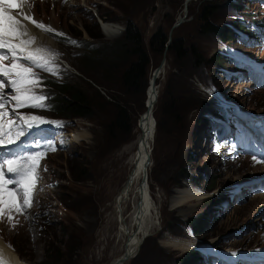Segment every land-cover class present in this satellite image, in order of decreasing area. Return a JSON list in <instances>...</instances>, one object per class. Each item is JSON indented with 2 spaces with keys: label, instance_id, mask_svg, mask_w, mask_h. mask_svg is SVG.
I'll return each instance as SVG.
<instances>
[{
  "label": "rangeland",
  "instance_id": "rangeland-1",
  "mask_svg": "<svg viewBox=\"0 0 264 264\" xmlns=\"http://www.w3.org/2000/svg\"><path fill=\"white\" fill-rule=\"evenodd\" d=\"M225 1L229 0H189L185 20L178 27H173V23L183 15L185 0H27L22 3L33 20L54 29V32H47L35 26V30L43 34L39 37V47L51 54L42 55L52 61L49 67L56 69L53 74L21 63L42 74L35 77L39 79V84L25 85L22 91H26L28 96L37 95L44 88L41 83L43 77L55 79L58 83L66 78L70 83H78L96 105L102 102L103 97L109 99L108 94L125 98L132 118L130 132L125 134L110 130L108 123L113 108L103 103L97 110L93 109L90 118H64L65 121L53 126L58 132H66L65 146L61 147L63 137L59 146L43 141L42 138H46L41 135L42 132L49 137L53 132H50L52 129H42L32 136L23 150L6 153V158L44 153L34 173L37 179L31 207L23 211L6 208L0 215V235L18 250L17 254L24 264H40L51 258L49 255L52 253L47 251L49 244L53 245L55 252L56 248L61 252L66 247L74 249L72 262L67 260L59 264H108L122 253L126 244V239L123 236L120 239L118 235L116 218L129 214L130 206L123 203L124 209L119 206L117 213L116 206L120 201L118 194L123 191L130 173V165L120 155L138 133L137 119L144 111L145 92L141 95L125 94L119 83L104 85L105 73L93 64L87 66L88 62L83 60L92 52L101 51L103 41L112 43L120 38L127 22H132L142 35L150 60L148 79L161 59L166 58V62L158 80L153 111L155 126L157 116H161L164 127H155L153 132L148 170L149 192L155 207L151 218L154 223L145 234L143 245L125 264H176L177 261L181 264L193 242H199V245L215 243L221 249L210 246L203 249L218 256H221V251L239 250L242 253L240 258L248 257L249 252L244 251L249 247L264 251V0H234L241 5L243 24L251 25L249 15L257 16L259 22L253 26L255 33L250 38L237 36L232 41L220 43L212 35L201 34L200 11L209 2L223 4ZM18 9L15 10L17 14ZM218 12L213 15L212 21L220 25ZM103 22L117 24L119 33H105ZM87 28L95 35H90ZM158 30L170 39L183 38L186 48L194 46L205 59L212 55V50L229 55L238 48L251 53L247 58L251 57L260 66L254 65L257 70L232 60L226 63L230 71L217 72L218 81L224 87L223 94L233 100L234 107L239 110L237 114L221 110L219 105L232 103L217 93L214 86L200 85L198 77L205 76L208 67L194 71L190 58L176 60L167 48L150 47V39ZM234 54L244 57L242 52ZM0 55L6 57L2 63L10 66L11 53L4 50L0 51ZM14 78L13 74L11 79ZM195 85L204 95H212L206 97L210 98L216 112L202 128L194 119L200 100L197 92H192ZM164 90L168 93L164 99L166 105L175 100L178 108L173 112L176 116L171 112H164L163 117L160 114L159 97ZM3 95L6 97L5 107L0 112L4 116L31 108L27 111L50 116L52 123L57 120L52 117L58 116L46 106L17 108V101L13 99L16 93L7 83ZM33 103L43 102L29 101V104ZM192 125L195 126L192 128ZM217 127H221L223 136L217 134L215 139L213 132ZM42 142L56 150L43 148L40 146ZM81 162L87 164L89 173L85 179L77 181L72 177L70 165ZM182 166L185 173L196 178L194 183L188 178L178 179ZM202 166L204 169H200ZM43 184L37 193L36 185L42 187ZM239 185L237 194L228 193V190L238 191L239 187H234ZM213 186L215 188L210 190ZM180 189L189 193L183 202L182 196L177 194ZM213 195L215 197L209 200L203 199ZM22 200L23 196H18L17 202ZM206 201L212 202V212L207 211ZM205 211L204 225L196 236L186 226L183 230L180 223H174V220L191 222ZM169 239L175 240L177 246L165 245ZM210 257L203 264H264V260L248 262L230 258L234 255L228 258Z\"/></svg>",
  "mask_w": 264,
  "mask_h": 264
},
{
  "label": "trees",
  "instance_id": "trees-1",
  "mask_svg": "<svg viewBox=\"0 0 264 264\" xmlns=\"http://www.w3.org/2000/svg\"><path fill=\"white\" fill-rule=\"evenodd\" d=\"M228 2H231L232 4L228 5ZM228 2L225 1L223 4H211L209 2L202 7L200 11L201 34L212 35L216 42L225 43L234 40L237 35L245 37L253 32L250 28H247L242 24V20L239 17L240 5H238V3L234 0H229ZM217 11H219L218 13L221 21L220 25L212 21V17ZM87 31L90 35H95L92 32L93 30H89L87 28ZM97 36L98 38H101V35ZM157 46L160 50L167 48V51L174 54L176 60H185L190 58L192 63L191 69L194 71L201 67H208V72L205 73V76L199 75V83L204 86H214L216 89H223V86L218 81L220 77L217 76V72L227 70L226 59H230L231 57H227L222 53L212 50V55H210L208 59H205V57H203L194 46L186 48L183 38L175 37L173 39H169L166 33L159 30L150 39V47L154 49ZM83 61L88 62L86 64L87 66L93 64L95 68L101 69L105 73L106 77L104 81L106 82L103 81L104 85L111 82L119 83L120 87L124 89L125 94L131 93L141 95L145 92L150 60L143 46L142 35L132 22H127L124 32L120 38L116 39L112 43L103 41L101 51L96 50L95 52H92L89 56H86ZM34 73H36V77L42 76V74L37 71H34ZM85 73H87V71ZM89 76H91V74H89ZM42 83L45 85L44 89L39 91L37 96L43 95L47 98L42 102L48 109L53 110V115L68 119H86L91 117L94 108L97 110V108L101 107L100 104L105 103L113 108L108 123L109 129L120 131L125 134L130 132L132 127V118L126 104L127 100L125 98H121V96L116 94H108L109 99L103 97L102 102L96 105L90 97L88 98L86 95L87 93L78 85V83H70L66 80V78L64 82L58 83L55 79L43 77ZM194 90L195 91L192 92H197L200 98L199 106L195 110L194 119L198 122L197 126L202 128L209 122L210 118L215 115V106L212 101L206 97L207 93L204 95L202 91L199 92L196 85ZM165 91L166 90H164L159 97L160 106L158 108L160 109V114L163 117L164 112L165 114H169L171 112V115L176 116L173 112L174 109L178 108L175 105V100H173L172 104L166 105L164 99L165 96L167 98L168 93ZM124 93L122 92L123 95ZM222 109L228 110L226 107H222ZM194 126L195 125H192V128ZM163 127L164 122L161 116H157L156 128L162 129ZM192 132L194 133L193 129ZM47 148H49V146ZM200 169H204V167L202 166ZM70 170L73 179L77 181L85 179L89 173V168H87V164L84 162L70 165ZM179 177L188 178L191 183L196 181L194 176L184 172V166H182L179 171L178 179ZM214 188L215 186H213L210 190H213ZM205 217V215H198L196 216L197 219H193L191 222L189 221L186 223L174 220V223L175 225L180 223L183 230L185 226L191 227L193 232L197 234L202 230L204 225L203 219ZM1 237L7 243L6 239L3 236ZM51 245L52 244H49L47 251L52 253L49 256H51L53 260L49 257L48 260H45L40 264H59V262L67 260L69 263L72 262L75 254L73 248L66 247V249L62 252L60 249L56 248L55 252L53 245L52 247ZM55 255H57V257ZM197 256L198 254L196 251H188L181 264H195ZM179 263V261L176 262V264Z\"/></svg>",
  "mask_w": 264,
  "mask_h": 264
},
{
  "label": "bare ground",
  "instance_id": "bare-ground-1",
  "mask_svg": "<svg viewBox=\"0 0 264 264\" xmlns=\"http://www.w3.org/2000/svg\"><path fill=\"white\" fill-rule=\"evenodd\" d=\"M19 14H14L13 11H11L12 15H17L18 18H21L22 15H27L29 16L28 9L24 7V4L19 5ZM23 24L27 27L28 34L24 35L22 37H19L18 39L14 40V43H20V40H28L30 36L36 37L35 43L27 45L26 46V51L24 53H17L18 56L20 55H26L27 51H34L35 49H41L39 47V44H41L40 40V34L35 30V25L32 24L29 20H23ZM104 32L108 33L109 35H113L115 33H119V26L117 24H110V23H105L103 22L102 24ZM23 31V29H21ZM47 54L50 56L48 53L42 51L41 54ZM244 57L247 58V56H251V53L249 52H244L243 53ZM164 56V55H163ZM251 58V57H249ZM248 59V58H247ZM23 60V59H21ZM162 60V59H161ZM24 62L27 63V65L36 67L35 65H32L30 61L23 60ZM165 62L166 58H164V65L163 68L165 67ZM154 70V69H153ZM162 69L159 72V75L157 78H154L150 76V78L147 80V86H146V91H145V100L147 103H150L148 106L144 103V111L141 112L142 114L145 113V117L141 119L139 125L138 121L139 118L137 119V128H138V133L135 136L134 140L132 141L131 144L126 145L123 149V153L120 155L121 158L125 159L129 165H130V173L128 175L129 182L123 185V191L118 194V198L122 203L120 204V201L117 203L116 206V213L117 209L119 210V206L124 209L123 203H127L130 206L129 209V214L126 213V216L121 217V218H116L117 220V225H118V235L123 236V238L126 239V244L123 246L122 253L119 254L118 256L114 257L109 261L108 264H113L114 262L119 259L123 253H127L130 257V259L134 256V253L138 250L140 242L144 239L145 234L150 231L152 224L154 223V206H153V197L150 196L149 192V186H148V170L150 164L148 166L145 165V161L148 157H150V148H151V142L153 138V132L155 130V125H154V105L155 101L157 99L158 95V80L160 78ZM156 82L155 90L154 88V83ZM152 107L150 108V106ZM147 107V108H146ZM148 107L151 109L149 113L146 112V109ZM140 114V115H142ZM31 116H38L35 114H22V118L26 117H31ZM42 117V116H38ZM44 118V117H43ZM46 120V118H44ZM4 125V133L5 137L10 133L13 138L15 135L13 134L14 127L13 125H9L7 122H0ZM14 123L18 126L19 123L14 121ZM46 123V122H45ZM44 123V124H45ZM44 124H38L32 127V130H36L39 127L43 126ZM198 124V123H197ZM65 136L66 132H62L61 134H57L55 136L56 143L58 146L61 143V138L63 137L61 147L65 146ZM27 136H20L18 139H16L17 143L25 140ZM197 138V137H196ZM135 146H132V145ZM128 165V164H127ZM240 186V185H239ZM239 186H236L234 188H237ZM233 188V189H234ZM177 194L180 195L181 201L183 202L186 197H188V191L186 190H178ZM197 195V194H196ZM152 199V200H151ZM127 205L125 206L126 209ZM156 218V216H155ZM148 234V233H147ZM165 245L168 247H175L177 246V243L175 240H170L165 242ZM184 246V247H183ZM181 247L186 248V245H182ZM181 248V249H183ZM208 249V248H207ZM253 249V250H251ZM244 250V249H243ZM264 250V249H263ZM124 251V252H123ZM212 252V251H211ZM210 252V253H211ZM244 252H249L248 257H244L245 260H253L256 258H263L264 257V252L262 250H259L256 247L248 248ZM221 256L225 257H230L231 255H234L235 257L240 258L242 256L241 251H221L220 254ZM247 258V259H246ZM129 259V260H130ZM0 264H24L21 259L19 258V255L17 252L13 249L10 248L9 245L0 237Z\"/></svg>",
  "mask_w": 264,
  "mask_h": 264
},
{
  "label": "snow or ice",
  "instance_id": "snow-or-ice-1",
  "mask_svg": "<svg viewBox=\"0 0 264 264\" xmlns=\"http://www.w3.org/2000/svg\"><path fill=\"white\" fill-rule=\"evenodd\" d=\"M27 0H0V50H7L12 55L13 63L10 66H5L2 61L6 59L4 55H0V76L8 77L11 74L15 75L14 79L0 80V109L5 107L6 97L3 95L5 84H10L16 95L13 97L17 101L16 107L33 106L45 107L43 103L29 104V101H44L47 98L43 95L28 96L26 91H22L25 85H37L40 83L36 77V73L32 71V67H25L19 63L21 59L30 61L32 65L43 69L44 71L56 73L54 67H49L52 63L50 59H46L42 55L43 49H35L27 51L26 55L18 56L17 53H24L26 46L35 43L36 37L30 36L28 40H20V43L13 41L28 34L27 27L23 24V20H29L36 27L47 31L54 32L50 26H45L40 22L32 19L31 16L22 15L18 18L17 15H12V9L19 8L21 3H26ZM23 29V31H21ZM63 35V33H57ZM75 44V41H70ZM51 55V54H50ZM35 78V79H34ZM30 91V89H27ZM4 116L0 112V119ZM27 127L32 128L35 125L45 123L43 117L31 116L22 118ZM13 122L8 121L11 125ZM23 131L15 133V138L23 136ZM14 142L13 136L9 133L5 137L4 125L0 123V147H5ZM55 151V147H52ZM44 153H35L28 157H10L0 159V215H3L6 208L14 207L17 211H23L27 207H31L34 196V186L37 177L34 175L38 166V162ZM264 162V161H262ZM12 186V187H10ZM16 186H19L16 187ZM23 196L22 202H17L18 196ZM11 220V217H9Z\"/></svg>",
  "mask_w": 264,
  "mask_h": 264
},
{
  "label": "water",
  "instance_id": "water-1",
  "mask_svg": "<svg viewBox=\"0 0 264 264\" xmlns=\"http://www.w3.org/2000/svg\"><path fill=\"white\" fill-rule=\"evenodd\" d=\"M186 2H185V11L183 12V15L182 16H178L177 17V19H176V21L173 23V27H178L184 20H185V17H186V15H187V6H186V4H187V2L189 1V0H185ZM170 39V38H169ZM163 65H164V58L160 61V63L154 68V70L151 72V76L152 77H154V78H157L158 77V75H159V72H160V70L162 69V71H163ZM155 86L156 85H154V88H153V90H155ZM147 101V100H146ZM144 102L145 104H146V106H148L150 103H147V102ZM152 107V105L150 106V108ZM147 108V107H146ZM149 107H148V109H146V112L147 113H149L150 112V109ZM150 109V110H149ZM145 117V113L144 114H142V115H140L139 116V121H138V125H139V123H140V121H141V119L142 118H144ZM141 123H142V121H141ZM154 125H155V121H154ZM148 164H150V157H148L147 159H146V161H145V165L146 166H148ZM127 178H128V175H127ZM126 178V180H125V182L126 183H128L129 182V179H127ZM143 241V240H142ZM142 241L140 242V244H139V247H140V245L142 244ZM139 249V248H138ZM138 251V250H137ZM124 252V251H123ZM121 257L119 258V259H117V261L116 262H114L113 264H125L129 259H130V257H129V255L127 254V253H123L122 255H120Z\"/></svg>",
  "mask_w": 264,
  "mask_h": 264
}]
</instances>
